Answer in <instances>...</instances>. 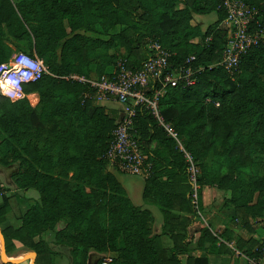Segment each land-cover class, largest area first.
Wrapping results in <instances>:
<instances>
[{"label": "trees", "instance_id": "1", "mask_svg": "<svg viewBox=\"0 0 264 264\" xmlns=\"http://www.w3.org/2000/svg\"><path fill=\"white\" fill-rule=\"evenodd\" d=\"M243 1L257 10L251 27L264 26V0ZM210 13L216 17L204 28L194 20ZM225 17L224 0H0V62L22 50L49 70L25 85L38 93L34 106L0 93V169L17 188L38 192L19 225L2 226L6 250L17 241L36 251L35 264H53L56 254L66 255L68 264H88L91 257L101 264L106 252H115L108 264L209 263L206 253L189 249L188 226L202 202L190 195L174 140L144 105H134L130 132L151 153V168L143 202H133L105 156L116 110L91 96L88 81L69 76L96 79L118 60L135 67L152 41L169 52L171 69L198 68L195 83L165 86L159 108L199 165L200 186L227 191L230 220L252 230L264 216V38L240 55L230 74L215 64L229 32ZM3 189L0 217L10 203ZM151 206L161 213L159 232ZM201 229L210 252L257 257L264 245L249 236L231 246L229 229ZM44 230L54 231L55 247L41 238Z\"/></svg>", "mask_w": 264, "mask_h": 264}, {"label": "built area", "instance_id": "2", "mask_svg": "<svg viewBox=\"0 0 264 264\" xmlns=\"http://www.w3.org/2000/svg\"><path fill=\"white\" fill-rule=\"evenodd\" d=\"M224 5V21L229 26V32L221 57L215 64L222 65L233 75L238 67L240 55L249 46L264 38V26L251 27L257 10L243 0H224ZM148 51L147 56L135 67L126 65L124 60H118L116 67L109 74H102L96 79L90 80L74 73L69 76L88 81L93 88L91 96L97 102L114 100L120 104L117 124L112 131L113 137L105 152L109 168L142 178L148 176L151 153L144 150L139 140L130 132L134 105L142 104L182 153L187 180L191 187L190 195L193 199H198L202 191L198 181L200 167L191 151L184 146L177 129L164 118L159 108V97L165 86L195 83L194 73L198 68L189 63L171 69L168 64L169 52L157 41L148 44ZM45 73H49L48 67L36 54L14 51L6 61L0 62V93L10 100L27 98L34 106L38 102V93L25 90V85ZM236 252L246 259L248 264H264V245L257 257L248 256L239 250ZM111 259L112 256H104L101 264H108Z\"/></svg>", "mask_w": 264, "mask_h": 264}, {"label": "rangeland", "instance_id": "3", "mask_svg": "<svg viewBox=\"0 0 264 264\" xmlns=\"http://www.w3.org/2000/svg\"><path fill=\"white\" fill-rule=\"evenodd\" d=\"M215 17H216L215 13H210V14H206V15L194 14V20L200 21L203 28L206 26V24L209 21L215 19ZM115 50L120 52L121 57H124V52L118 46L115 47ZM16 51H22V50H16ZM116 175H117L118 179L121 181V183L124 185H127V183L129 181H132L133 179H135V177L142 180V177H140V176H137V175H134L131 173H127V172H122V171H116ZM0 185L3 186V188H4L3 193L9 195V202H10L7 215L4 214L3 216L0 217V223H1L2 219L6 218V217L9 218L11 222L14 221L17 223L19 217L21 216V213L23 212V210L26 207V203L31 202L34 199H36L38 197V192L34 188H28V189L17 188L13 184V182L11 181V179H10L9 175L6 173V171L1 170V169H0ZM201 190H202L201 191V201H202L201 208L198 210V213H197L198 216L195 215L194 217H196L195 218L196 220H201L202 223H204L203 219H206V221H208V220L213 221V223L211 224L212 227L210 229L213 230L212 231L213 233H217L220 230L219 228H221L219 225V223L221 222V219L222 220L228 219L229 212L233 213L232 206L225 204V198L228 196V192L223 191V190H219L218 188H216L214 186H208V185L203 186ZM130 196H131V199L135 203L140 202V199H139L140 195H137L135 193L134 194L131 193ZM1 201H2V198L0 195V203H1ZM155 208H157V207H155ZM160 217H161V213L159 210L157 211V214L154 212V220L152 222L154 232L160 231V228H161ZM158 218H159V220H157ZM195 219L193 218V220H195ZM237 221L238 220H235V222H237ZM235 222L232 221V228L230 230V231H232V233H231V238L233 240L232 244H235V241L238 237L247 238L249 236H252L253 238H256L259 240L264 239V216L259 218L256 221H253L252 230L241 226V224L239 222L238 223H235ZM197 224H199V223H197ZM218 225H219V227H218ZM40 236H41V238H43L44 240H46L47 242H49L51 244L53 242L55 233L52 230H44L41 232ZM229 236H230V233H229ZM203 237L205 240L208 241L206 246L204 247V249L207 248L208 251L212 250L211 249L212 248L211 247V240L206 238L204 235H203ZM118 242L120 243L119 239H118ZM162 243L165 246H168L171 244V242H162ZM189 244H191V247H189V249H191L190 250L191 252H192V249H194V251H195L196 250L195 248L198 245L201 248V251H200L201 254L206 253V252H204V250L202 251V249H203L202 242H190L189 241ZM229 244H231V242ZM51 246L55 247L53 244H51ZM235 253H237V252H235ZM235 253L232 252V254H233L232 255V264H234L237 260V256H235ZM114 254H115V252H106L105 256H113ZM237 254L240 255L239 253H237ZM230 255H231V253H230ZM55 256H63V254H56ZM26 258H29V257H26Z\"/></svg>", "mask_w": 264, "mask_h": 264}, {"label": "crops", "instance_id": "4", "mask_svg": "<svg viewBox=\"0 0 264 264\" xmlns=\"http://www.w3.org/2000/svg\"><path fill=\"white\" fill-rule=\"evenodd\" d=\"M99 103L103 104L106 107V110H109V109L110 110H116V114L118 115L120 104L117 103L116 101L107 100V101H101ZM122 185H123L126 193L128 194V196L130 197V199H131L130 194L135 193L137 195H140V198H139L140 202H136V203H142L143 202L141 194H142V189L144 186V178H142V180H141V179L135 177V179H133L132 181H129L127 183V185H124V184H122ZM151 207H152L153 211L157 214L158 209L155 208L154 206H151ZM7 212L5 213V215H7ZM230 213L231 212H229V217L232 214V213L231 214ZM229 217H228V219H223V220L221 219V222L219 223L221 228H219V229L220 230H223L225 228L229 229L227 231H229L230 236H231L232 231H230V230L232 228V220H230ZM193 218L195 219L196 217L193 216ZM157 220H159V218ZM20 221H21L20 217H19L17 223L14 221L11 222L10 219L7 217L3 218L1 223H0V228H2V226L6 225V224H12V225L17 226V225H19ZM203 221H204V223H202L201 220L195 219L188 226V240L190 242H202V244H203L202 251L204 250V252H206V254L208 255V259H209L208 264H232V255H233L232 253L230 255V253L210 252L207 250V248L204 249V247L206 246L208 241L204 239L201 228L204 227L205 225H207V226H209V228H211L212 227L211 224L213 223V221H210V220L206 221V219H203ZM197 223H199V224H197ZM160 225H161V217H160ZM219 225H218V227H219ZM161 240H162V242H171V239L167 235H162ZM232 243L233 242H231V244H229V245L232 246L233 245ZM189 247H191V244H189ZM197 247L195 248L196 249L195 251H194V249H192V252H191L192 254H194V255H200L201 254V252H200L201 248L198 245H197ZM27 251L28 250H26L24 247H22V245L19 242L15 241V244L11 249L6 250V247H5V255L7 258H16L19 260L16 262H9V261L3 262L1 259V242H0V264H30V259L23 257V256H25ZM236 251L237 250H234V253ZM235 256H237V260L234 264H248V262L242 256L238 255L237 253H235ZM185 258H186V254H183L181 256L182 262H185ZM53 264H68V258L64 254H63V256H54Z\"/></svg>", "mask_w": 264, "mask_h": 264}, {"label": "water", "instance_id": "5", "mask_svg": "<svg viewBox=\"0 0 264 264\" xmlns=\"http://www.w3.org/2000/svg\"><path fill=\"white\" fill-rule=\"evenodd\" d=\"M0 242H1V259L3 262H16L19 259L16 258H7L5 255V241H4V237L2 235L1 232V228H0ZM24 258L29 257L30 258V264H35L34 260L36 257V251L34 250H29L27 251V254H25V256H23ZM88 264H94V259L91 257L89 260Z\"/></svg>", "mask_w": 264, "mask_h": 264}, {"label": "bare ground", "instance_id": "6", "mask_svg": "<svg viewBox=\"0 0 264 264\" xmlns=\"http://www.w3.org/2000/svg\"><path fill=\"white\" fill-rule=\"evenodd\" d=\"M206 192V191H205ZM207 193V192H206ZM209 197V196H208ZM206 202V201H205Z\"/></svg>", "mask_w": 264, "mask_h": 264}]
</instances>
